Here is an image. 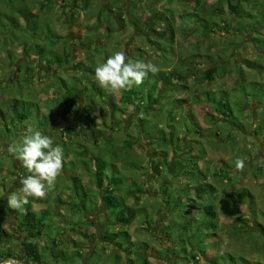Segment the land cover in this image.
<instances>
[{"label":"rangeland","instance_id":"rangeland-1","mask_svg":"<svg viewBox=\"0 0 264 264\" xmlns=\"http://www.w3.org/2000/svg\"><path fill=\"white\" fill-rule=\"evenodd\" d=\"M28 1H31L35 7L34 10L38 11L40 26L37 33L33 31L34 29L26 30L23 33L16 32L15 37L11 38L12 40L7 38L6 41H3L13 53L12 59L14 61L9 62L6 59L3 52L6 47L2 46L3 43L0 41V101L2 99L6 103L11 97L18 95L25 102L26 100H35V103L25 104L21 102L20 109L25 106L29 110L31 105L35 106V104H38V106L42 107V112L49 113L51 111V118L54 120L52 121L53 128L50 131L47 127L45 128L49 132H46L45 129L43 132L39 128L38 119H33V115L24 124L26 126L29 124L33 125L38 130L49 135L53 140L54 146L60 145L63 148L64 163L62 170L64 169V172L61 171L57 178L55 188L44 199H39L38 202L31 199L33 210L37 212L35 218L39 219L42 216L44 222L42 238L38 242L39 246L42 245L46 248L45 252L41 253L42 261L39 264H141L140 259L134 253L140 251L137 250L139 247H144L148 264H194L195 258H198L199 261L196 264H225L227 262H229L227 264H241L243 261L239 258L240 256L246 257L250 261L254 260L264 263V248L261 246L264 237L256 236L257 232H255L259 230L264 236V173H262L264 172V120H260L258 115H255L252 119L249 116L251 106L248 104L246 110H243L242 103L235 104L239 100L245 99L244 94L235 96V102L231 104V109L233 114L238 116V118L240 117L239 119L244 122L246 130L236 131V128L231 126L234 119L232 120L230 116H227L224 120L217 119L215 122H219V124H214L217 126L212 124L214 122L204 118L206 113L213 112L212 105L210 106L209 102L205 101V90H223L231 95L230 90L233 87L234 75L229 74L228 71L219 72L214 80L210 82L189 77L186 82L189 90L173 94L177 98H187L188 101L185 106L191 107L194 116L198 119L201 126L208 130L207 134L209 133L202 138L203 142H207L204 143L206 157L198 161V166L202 169L210 168L209 174L206 173L208 175L206 181L218 189L213 198L217 213L213 226L209 224L202 226L198 232V225L193 220L191 229H193L192 232L197 231V233L192 239L189 238L190 232H185L188 229L180 231V238L178 237V232H171V238H167L164 235V233L167 235L170 230L168 225L171 220L179 224L187 222L184 211L194 212L190 207L195 205V203L190 201V203L185 204L184 200H180V202L178 201L175 204L170 203L169 209L165 212L162 210L166 205L160 203L158 187L160 176L157 175L154 178L150 176L152 172L151 163L155 154L152 153V149L145 143L141 145L140 137L139 139H134L136 143L140 144L132 145V147L134 146L133 151L129 153L124 151L116 156L119 158L120 166L124 163L122 167L123 173L119 170L117 174V178L119 180L122 179L121 182L124 183V187L117 193L124 197L125 191L129 186V179L134 178L138 182V188L141 192L140 203L148 213L146 217H137L135 221L126 227L133 242L132 247L128 249L130 253L113 249L112 244L108 241H100L104 221L98 216L97 211H93L96 210L92 204L94 194L88 189L89 193L87 192L86 196L79 195L83 194L82 188L78 189L79 183L70 177L71 172L76 173V176L80 177V184L85 187L84 177L88 174L87 171L90 170L87 169L86 171L84 165H80V160L86 161L85 163L90 162L94 172L96 158L94 154L91 155L93 145L89 139L87 137L81 139L85 135L86 130L81 123H78L79 117H73L74 112L82 113L84 110L92 112L95 105L96 113H93L98 116L96 122L100 123L103 120L99 117L102 113L104 118H106V124L109 126L111 121L110 103L102 105V102L109 101L111 96L113 101H117L120 93L112 94L98 86L95 80V68L98 64L105 62L108 56L115 51H123L128 60L152 61L160 69H164V66H166V69H172L177 66L178 59H183L189 52H193L194 49H192L191 45L198 44V50L201 53L209 48L208 53L210 54L218 52L224 53L223 55L230 54L228 58L230 62L227 60V65L229 64L227 69L232 68L230 66L232 65L231 63L238 64L245 58L251 59L253 62L257 61L261 65V70L257 72L247 70L245 84L247 85L251 79L264 82V21L257 17L253 19H246L245 17L232 19L231 17L232 26L227 33L222 28L220 18L216 17V26H213L212 32L202 36L198 22H195V19H197L195 13L206 18L208 26H211L214 21L212 18L207 17L206 10L214 0H198V3H196V0H92L86 11L81 10L79 7L80 3L77 1L72 22H67L66 20L68 19L70 6L75 4L73 0ZM260 1L264 4V0ZM253 3L252 1L246 2L244 6L253 7ZM157 10L162 12L170 10V19L174 23L176 32L172 48L167 45L165 38H159L156 32L150 29L145 30L143 27L144 30L140 31L142 24H139L138 27L133 25V19L139 17L142 23V20ZM0 12L11 16V12L4 2L0 3ZM262 12H264V9ZM3 16L4 14L1 16L2 19L4 18ZM182 18H185L184 23H181ZM223 18L228 20L230 17L225 13ZM255 20L256 23L254 22ZM238 24L241 29L244 27V30L239 33L235 30V26ZM155 29L160 32V25L155 26ZM254 36H258L261 43L254 42L252 40ZM155 38L160 42L159 46L153 45L152 42ZM24 41L33 57L42 54L45 59H50L52 55L56 53L61 55L65 50L68 61L62 67L57 66V63H54V65L50 63L56 72L51 76L44 74V71H36V68H33L34 63H31L29 64L31 69H26L27 75L30 73L31 77H28L29 81L26 82V77H22L25 74V58L22 57V43ZM171 50H174V52L172 53ZM61 57L63 56L61 55ZM15 60H17L16 63ZM36 60L38 59L36 58ZM190 60L189 56L187 61ZM79 62L82 65L75 67ZM35 63L37 64V62ZM11 76L13 79H19V83L22 85L19 86L18 83L12 80L9 81ZM156 76L149 73L144 82L138 87L134 86L133 89L145 94L146 90L155 82ZM57 77L63 79L65 85L59 83ZM8 82L13 83L8 84ZM57 87L58 89L60 87L62 93L66 89L72 90L76 101L77 98H80L79 96L83 97L86 107L80 105L81 107L77 109L78 106L73 105L70 110L65 111L63 117H59L62 116L61 112L65 109V106L59 104V94L57 96L54 94ZM95 87L99 91H96ZM257 88L260 87L257 86ZM228 97L230 96L228 95ZM260 98L264 106V94ZM90 102L94 103L93 106L87 105ZM145 103H142L143 106H145ZM142 104L140 110H142ZM101 106H103L104 112H100ZM160 106L165 111L167 103H162ZM131 108L127 107L125 109H128L126 112H132L130 111ZM31 111L36 112V108ZM67 112L71 114H67ZM162 115L167 116L168 111ZM71 117H73L72 120H65ZM115 120L119 127L122 126V128L120 127L121 129L114 127L110 130L108 127H103L107 134L110 133L115 136L117 140L115 144H118L120 139L125 138V132L137 135L133 127L127 128L128 123L118 111L116 112ZM147 122L151 125L149 120ZM220 123L225 126L220 127ZM146 125L147 123L143 122L142 129L145 132V136L148 137L151 129H148ZM227 125L231 126V129L229 128V136L225 133V131H228ZM256 125L260 129L259 132L262 131V134L258 135L259 137H256L253 133ZM16 126L19 139L13 137L8 143L6 140L0 141V208L7 205V196L9 194H19L22 187L20 178L30 174L27 169L22 173L23 170L22 166L19 165V161L9 155L7 151H4L3 148L5 145L7 149L8 145L21 142L25 129H22L19 125ZM74 131L79 133L73 136ZM216 132L221 137L223 136V139H220ZM211 139H215L218 145L214 146L209 143ZM188 145L190 146V143ZM107 148L109 153L113 155L112 152L115 151L116 146L109 144ZM85 150L90 157L84 155L86 154ZM242 151H244V157H240ZM196 152L198 150H192V154ZM93 153H96V149ZM171 153L173 152L171 151ZM183 153L189 155L186 147ZM104 154L108 155V153ZM127 154L129 155L127 156ZM236 155L238 156L237 158L245 160L244 170L237 171L233 166L231 170H234V173L230 175L233 177L232 180L230 177V181H226L225 178H222L223 181L220 178L221 181H217L219 175H213L211 170L219 173L220 167L226 162L231 164L232 157ZM249 155L252 156L250 157ZM138 165L142 168L137 167ZM258 168L262 169L259 171ZM138 170L141 173L133 177ZM185 183V177H180V180H174L173 185L176 186L174 188L177 190L172 192L173 195H176L178 190L182 189V184L185 185ZM240 187L249 191L251 196L250 207L249 203L244 202L246 200H242L248 198L245 196L247 195L245 190H239ZM186 189H183L182 194L188 198ZM76 192L79 194L75 195ZM228 193L235 194L240 200L239 210L246 223L237 222L238 229L233 227L237 215L235 213L230 215V210L234 207L232 208L230 201L228 202ZM60 196L63 198V203L67 202V205L58 202L57 199ZM189 196L192 197V195ZM124 198L127 203H133L132 197ZM74 201L76 202V207L74 208L77 209L78 203L80 206H84L85 209H82L81 212L69 210V205L74 204ZM95 204L96 207L103 209L102 201L97 199ZM179 208H183L181 212H178ZM85 220L88 224L85 223ZM75 221L80 224L76 225ZM15 224L16 220L12 219V217L6 219L3 227L12 236L7 239L8 241L0 243V253L10 252L14 258H0V264H27V260L23 257V250L20 247L23 235L14 229ZM243 225L249 230L244 232ZM117 226L110 225V232L116 231L114 227ZM82 232H86L87 236L84 237ZM182 237L183 241H181ZM52 242L56 243V245L53 246ZM80 253L83 254L81 257L79 256ZM118 253L120 254V259L115 263L114 258H116ZM250 264L255 263L251 261Z\"/></svg>","mask_w":264,"mask_h":264},{"label":"trees","instance_id":"trees-1","mask_svg":"<svg viewBox=\"0 0 264 264\" xmlns=\"http://www.w3.org/2000/svg\"><path fill=\"white\" fill-rule=\"evenodd\" d=\"M77 1L78 3H80L79 7L81 8V10L86 11L89 8L92 0H73V3L75 4L71 5L69 8L68 19L66 20L67 22H72L74 20V13L75 8L77 7ZM250 1L254 2L253 7H245L244 4ZM3 2L6 6H8V10L11 12V16L0 12V18L2 14H4V18L0 19V41L3 43L2 46L6 47V43H4L3 41H6L7 38L9 40H12L11 38L15 37L16 32L23 33L26 30L34 29L33 31L37 33V30L40 26L38 19L39 16L38 11L36 12L34 10L35 7L31 1L0 0V3ZM196 3H198V0H196ZM263 9L264 4L261 3L260 0H214V2L209 5V8H207V10L205 9L207 17L212 18L214 23L212 22L213 24L211 26H208L207 19L203 18V16H198L196 13L195 15L197 19H195V22H198L201 35L205 36L206 34L208 35L212 32L213 26H216L215 18L219 17L220 22L222 23V28L228 33L230 27L232 26L230 22L231 17L232 19H237L238 17L253 19L254 17H257L258 19L264 21V12H262ZM225 13H227V15L230 17L228 20H226V18H223V15ZM170 16V10H167L166 12L157 10L153 11L151 15L147 16L144 20H142V23L139 17L133 19L132 22L133 25L136 27H138L139 24H142L140 31L144 30L143 28H145V30L150 29L151 31L156 32L159 38L164 37L165 42H167V45L171 46L172 48L176 32L174 28V23L170 19ZM256 20L254 21L255 23ZM184 22L185 18H182L181 23ZM157 25H160L161 27L160 32H157V30L155 29V26ZM235 30L239 33L244 30V27H242L241 29V26L238 24L237 26H235ZM252 40H254V42L261 43L260 38L258 36L252 37ZM152 43L153 45L155 44L157 46H159L160 44V42L156 40V38ZM191 46L192 49H194L193 52H189L188 55L183 59H178L177 66L172 69H166V66H164V69H161V71L159 72V74H157L155 78V82H153L152 85L146 90L145 94H142L140 91H136L132 88L130 91H121L120 98L118 101L119 104H116L112 100V96L109 101H103L102 105H104L105 103H110L109 108L111 110V121L109 126L106 124V118H104V115L102 113L99 116L101 119H103L100 123L96 122L98 116L93 115L91 111H84L82 114L80 113L78 123H86V133L84 136L81 137V139L84 137H87V139H89L90 143L93 145V152L96 149V153H93L91 151V155L94 154L96 158L94 163V172V168L92 169V164L90 162L85 163L86 161L80 160V165H84L86 171L87 169L90 170L87 171L88 174L86 175V177H84V180L86 182L85 187H82V185L80 184V177L78 178V176H76V173L71 172L70 177L75 179V182L79 183L78 189L82 188L83 192V194H79L78 192H76L75 195L79 194L86 196L87 192L89 193V191L94 194V197H92V204L94 206V209L96 208V210L93 211H97L98 216L101 217V219L104 221L102 225L103 229L101 230L102 232L100 234V241L110 242L113 246V249L115 248L121 250L120 252L127 251V253H130L128 249H130L133 245V242L130 238V234L126 227L129 226L133 221H135L137 217H146L148 215L147 211L145 210V207L140 203L141 192L138 188V182H136L134 178L129 179V186L127 187V190L125 191L124 195V197L126 198H133L132 204L127 203L124 200L125 198L117 193L119 190H122V187H124V183L121 182L122 179L119 180V178H117L118 171L120 170L122 172V167L124 163H122L120 166L119 158H117L116 156H118V154L120 153H123L124 151L127 153L133 151L134 146L132 147V145L140 143L142 145V143H145L152 149V153L155 154L154 158L152 159L153 162L151 163L152 172L150 176L151 178H154L157 175L160 176V180L158 181L159 198L160 203L162 205L163 203L166 205V207L162 206V210H164V212L169 209L170 203L175 204L178 201L180 202V200H184L185 204H188L190 203V201H193V203H195L196 205H192L190 207V209H193L194 212H189L187 210L184 211V214H186L185 216L187 219L186 223H181V225L179 223H175L173 220L170 221L168 225V228H170V230L168 231L167 235L164 233L167 238H171V232H178V237L180 238V231L188 229L185 232L189 231V238L192 239L197 233V231L192 232L193 229H191L193 220L198 225L197 230L199 232V228L202 226L208 224L213 226L214 220H216L217 218L213 198L218 189L213 186V184H211L210 182L207 183L206 181V178L208 176L206 175V173L210 171V168L206 167L205 169H202L198 166V161L206 157L204 143L207 142H203L202 138L209 134H207L208 130L201 126L198 119L192 113L191 107L185 106L188 101L187 98H177L173 95L174 93H181L189 90V86L186 83L189 77H195L199 78L202 81L210 82L214 80V78L219 72L223 73L228 71L229 74L234 75L233 87L230 90L231 95L227 94V92L223 90H205V101L209 102L210 106L212 105L213 112L206 113L204 115V118L214 122L212 123L213 125L219 124V122H215L217 121V119L224 120V118L230 116L232 120L234 119L233 125L231 126L235 127L236 131H242L243 129L246 130L244 122L239 119L240 117L238 118V116L233 114L231 109V104L235 102V96L237 97V95L239 96V94H244L245 99H241V101L239 100L235 104L242 103L243 110H246L248 105L251 106L249 110V116L253 119L255 115H258V118L260 120H264V106L262 105V101L260 100L261 95L264 94V82L256 79H251L247 85L245 84L246 71H260V63H258L257 61L253 62V60L245 58L241 60L238 64L234 62L231 63L232 65L230 66H232V68L227 69V66L229 65H227V60L230 54L223 55L224 53L220 52L210 54L208 53L209 48L203 50V52L201 53L198 50V44H193ZM224 50L226 51V49ZM29 51L30 50L27 48L26 42L24 41L22 43V57L25 58V74L22 77H26V82L29 81L28 77H31L30 73L27 75L26 71V69H31L29 68V64L34 63L33 68H36V71H44V74H46L47 76H51L53 73H56L52 67L54 63H57V66L62 67L68 61L67 53L65 52V50L61 54L64 58L61 57V55H59L58 53H56L52 55L50 59H45L42 54H39L37 56L35 55V57H33ZM171 51L172 53L174 52V50ZM3 52L9 62L14 61L12 59L13 53L11 52V50L8 49V47L4 48ZM189 56L191 60L187 61ZM36 58L38 60H36ZM16 61L17 60H15V63ZM35 62H37V64ZM50 63H52V65H50ZM81 65L82 63L79 62L75 65V67ZM57 79L59 83L65 85L63 79H61L60 77H57ZM10 80L14 81L15 83H18L19 86L22 85L19 83V79L17 78L13 79L11 76L9 81ZM10 83L12 84L13 82H8V84ZM257 86H259L260 88H257ZM95 89L96 91H99L96 87ZM54 94L55 96L59 94V104L65 106V109L61 112V115L63 117L65 111L70 110V108L76 104V101L74 100L75 94H73L72 90L69 89L64 90L62 93L60 87L58 89V92H56V90L54 91ZM228 95L231 98L228 97ZM19 97L20 96L18 95H14L10 99H8L6 103H4L2 99L0 101V141L6 140V142L8 143L10 142V140H12L13 137L19 139V133L17 131L16 125H19L20 127H22V129H25L26 125L24 124V122L26 123L28 121V118H30V116L32 115L33 119H38L39 128H41L43 132L46 127L49 131L53 128L52 121L54 120L51 118V111L49 113L42 112V107L38 106V104H35V106L31 105L29 110L25 106L20 109L21 102H24L25 104L30 102L35 103V100H26L25 102L23 101V98L20 99ZM142 103H145V106H143ZM156 103L157 105H155ZM162 103H167L165 111H163L160 106V104ZM141 104L143 106L142 110H140ZM133 106L135 108V111L126 112L128 110H125L127 107ZM34 108H36V112L31 111ZM94 109L96 108L94 107L93 110ZM75 110L78 111L77 109ZM99 110L100 112H104L103 106H101ZM117 111L123 115L124 120L128 123L127 128L130 129L131 127H133L135 129L136 134L138 135H131L128 134V132H125V138L120 139L118 141L119 145L115 144L117 142L115 136L111 135L110 133L107 134L106 131L103 129V127H108V129L110 130H112L114 127L116 129L122 128V126H120L121 128L119 127L117 121L115 120V115ZM166 111H168V115L163 116L162 114H165ZM133 112L135 116L131 115L133 114ZM75 113L76 112H74V114ZM141 113L142 115H139ZM152 119L153 121H151ZM148 120L150 121L151 125L148 124ZM143 122H146V126H148V129H151V131H149L148 137L145 136V132L142 129ZM223 126L225 125L223 123H220V127ZM231 126L227 125L228 131H225L228 136L230 135ZM48 130L46 131L45 129L46 132H49ZM259 131L260 129L256 125L253 129V133L256 135V137H259L258 135L262 134V131ZM73 133V136L78 134L77 131H74ZM216 133L220 137V139H223V136L221 137L218 132ZM139 137L141 138L140 143H136L134 139H139ZM210 141L211 142L209 143H212L214 146L218 145L215 139H211ZM61 143L63 144L62 140ZM188 143H190V146L188 145ZM109 144H114L116 146L115 151L112 152L113 155L109 153V150L107 148ZM192 144L193 146H191ZM5 146H3L4 151H7ZM185 147L189 151V155L183 153ZM193 149L198 150V152L192 154ZM171 151L173 153L170 154ZM85 153L86 154L84 155L86 157H90V155L87 154L86 150ZM104 153H108V155H105ZM128 155L129 154H127V156ZM242 156L244 157V151L241 152L240 157ZM249 156L251 157L252 155ZM237 157V155L232 157L231 164L229 162H226L222 167H220L219 173H217L216 171L215 173L213 170H211L213 175H219L217 181L220 179L222 180V178H225L226 181H230V177L232 180L233 177L230 175L234 173V170L231 169L235 165V160L237 159ZM19 165L22 166L20 161ZM137 167L142 168L139 165ZM258 169L260 171L262 168ZM22 170V173H24L26 169L22 166ZM139 173H141V171L138 170V172H136L133 177H136L135 175ZM180 177H185L186 183L185 185L182 184V189H179L176 195H173L172 192L177 190L174 188L176 186L173 185V182L174 180H180ZM184 188H187L185 191L188 192L186 194L188 198H186L185 195L182 194ZM88 189L89 191H87ZM240 189L245 190L243 187H240L239 190ZM245 191V193L247 194L245 196L249 200L246 198L242 200H246L244 202L249 203L250 207L251 196L249 191ZM189 195H192V197H190ZM227 198L228 202L230 201L231 207H234L230 210V215L232 213H235L237 215L233 227L235 229H238L237 222H241L243 224L246 223L244 218L241 216L242 213H240L239 210L240 200L233 193H228ZM31 199H34L36 202L39 201V199L36 198H29V202L23 206L22 210H13L7 205H4L2 208H0V243L2 241H6L12 236V234H8L7 230H5V228L3 227L4 223L6 222V219L12 217V219L16 220L14 229L19 231V233L23 235V239L20 241V247L23 250V257L25 258V260H27L26 263L39 264L42 261L41 253L45 252L46 248L42 245L39 246L38 242L40 238H42V228L44 227V222L42 216L39 219L35 218V214L37 212L33 210V202ZM97 199L102 201L103 203L102 210L96 207L95 202ZM57 200L58 202H61V204L64 202L62 196L58 197ZM63 205H67V202L63 203ZM69 206V210L72 211L76 210L81 212L82 209H85L84 206H80V204L78 203L77 209L74 208L76 207L75 201L74 204ZM182 209L183 208H179L178 212H181ZM251 211H253V209H251ZM75 222L76 225L79 224V222ZM85 223L88 224L86 220ZM110 225H118L117 227H114V229L116 228V231L110 232ZM243 228L244 232L246 230H249L245 227V225H243ZM255 232H257V234L255 233L256 236L264 237L261 231L258 230ZM82 235L86 237L87 233L82 232ZM181 241H183V237ZM52 244L53 246L56 245V243L54 242H52ZM261 246L264 248V241H262ZM137 250L140 251L134 253L140 259L141 264H148L144 247H139V249ZM82 255L83 254L81 253L79 254L80 257ZM11 257L14 258L13 254L10 252L0 253V258L7 259ZM239 258L243 261L241 264H250L251 261H253L255 264H264L254 260L250 261V259L248 260L246 259V257L242 256H240ZM119 259L120 254L118 253L116 258H114V262L117 263ZM185 259L187 260V258ZM195 259L194 264L199 263L198 258Z\"/></svg>","mask_w":264,"mask_h":264},{"label":"clouds","instance_id":"clouds-1","mask_svg":"<svg viewBox=\"0 0 264 264\" xmlns=\"http://www.w3.org/2000/svg\"><path fill=\"white\" fill-rule=\"evenodd\" d=\"M160 71V67L152 61L128 60L125 52L115 51L105 62L96 66L95 80L99 87L115 94L138 87L149 73L157 75ZM130 111H135L134 106ZM7 152L30 173L20 178L22 187L19 194L7 196L9 208L22 210L30 197L42 200L55 188L63 168L64 153L60 145L54 146L49 135L29 124L25 127L21 142L8 145ZM234 167L237 171H243L244 160L237 158Z\"/></svg>","mask_w":264,"mask_h":264},{"label":"crops","instance_id":"crops-1","mask_svg":"<svg viewBox=\"0 0 264 264\" xmlns=\"http://www.w3.org/2000/svg\"><path fill=\"white\" fill-rule=\"evenodd\" d=\"M56 90H58V87L56 88ZM121 93V92H120ZM120 93H119V97H117V101H114L116 104H118V101H119V98H120ZM80 98H77V101H76V97L74 98L75 99V101H76V104L75 105H77L78 107H77V109L79 108V107H81V106H85L86 107V102H85V100L83 99V97H81V96H79ZM93 102H90V103H88L87 105L88 106H90V105H92L93 106ZM81 105V106H80ZM93 107H96L95 105L93 106ZM84 111H86V110H84ZM84 111H82V113L84 112ZM93 112H95V109L94 110H92V114L93 115H96L95 113H93ZM77 113V112H76ZM74 114V118H76V117H80V113L78 114ZM81 113V114H82ZM67 114H71L70 112H67ZM131 115H134V114H131ZM135 116V115H134ZM59 117H62V116H59ZM73 117H71V118H69V119H65V120H67V121H69V120H72L73 119ZM96 121H97V119H96ZM82 127L85 129L86 128V123H83L82 124ZM79 133V132H78ZM63 171H64V169H63ZM80 224V223H79Z\"/></svg>","mask_w":264,"mask_h":264}]
</instances>
